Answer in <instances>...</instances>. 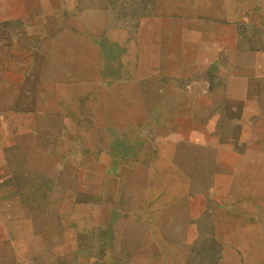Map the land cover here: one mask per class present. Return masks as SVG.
Returning a JSON list of instances; mask_svg holds the SVG:
<instances>
[{"label": "crops", "instance_id": "crops-1", "mask_svg": "<svg viewBox=\"0 0 264 264\" xmlns=\"http://www.w3.org/2000/svg\"><path fill=\"white\" fill-rule=\"evenodd\" d=\"M252 131L264 0H0V264H264L204 182Z\"/></svg>", "mask_w": 264, "mask_h": 264}, {"label": "rangeland", "instance_id": "rangeland-1", "mask_svg": "<svg viewBox=\"0 0 264 264\" xmlns=\"http://www.w3.org/2000/svg\"><path fill=\"white\" fill-rule=\"evenodd\" d=\"M257 134L252 139V144L244 143V136L237 139L235 156L230 159H222L214 163V169L219 171L214 177H205V187L214 186L217 189V200L214 208L219 213V224L215 226L220 238H225L233 234H248L254 236V240L247 242L248 251L254 256L257 255L256 246L260 245L259 256H264V144L260 139L259 131H252ZM209 167L204 169H212ZM234 211L235 217L227 218V213ZM224 213V217L222 216ZM212 224L205 215L204 237L210 238ZM237 246L244 245L245 242H235ZM205 249H211L207 245L211 242H204ZM222 248V246H221ZM221 251V249H220ZM263 252V253H262ZM203 264H212V259L204 258ZM261 261V259L259 258ZM195 258H189L188 264H196ZM173 264H179V259H173ZM199 264V262H198ZM217 264V263H216Z\"/></svg>", "mask_w": 264, "mask_h": 264}]
</instances>
